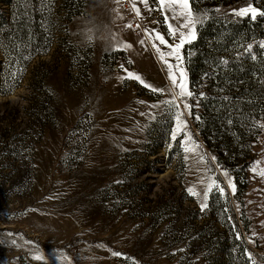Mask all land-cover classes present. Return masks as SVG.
Instances as JSON below:
<instances>
[{"label":"rangeland","instance_id":"374dc122","mask_svg":"<svg viewBox=\"0 0 264 264\" xmlns=\"http://www.w3.org/2000/svg\"><path fill=\"white\" fill-rule=\"evenodd\" d=\"M195 2L189 77L168 0H0V264H264V0Z\"/></svg>","mask_w":264,"mask_h":264},{"label":"snow or ice","instance_id":"6c2138e0","mask_svg":"<svg viewBox=\"0 0 264 264\" xmlns=\"http://www.w3.org/2000/svg\"><path fill=\"white\" fill-rule=\"evenodd\" d=\"M142 3L144 4H147V0H141ZM157 2L160 4V5H164L166 0H157ZM169 2V7L172 8L173 5H176V6H181V9L180 11L177 12L176 8H172V19H179L181 22L179 24V29H185V28H188L189 29V33H185L183 31H179V43L177 45H168L167 44V41L164 39V37L160 34H156V39L159 40L160 44H164L168 47H170L172 49V51H170L168 53L169 56H172L173 53H176V59L179 60L180 59V56H179V49L181 47H183L184 43H185V40L187 37L191 36L192 38H194V35L192 34L191 32V28L190 26H194V18H193V15L191 13L190 10L188 11H184V9H188V6H189V0H168ZM134 9H135V4L133 5ZM136 12H137V15H139V10L138 9H135ZM251 13L252 15V18L254 19L255 16H256V9L254 8H243V9H240V10H234V14L235 15H238V16H244L246 14H249ZM166 15V20L168 19L167 17V14L165 13ZM261 15H264V13H261ZM129 28L132 27V25H128ZM138 27V25H137ZM168 27H169V36H176L177 35V31L178 29H174L172 24L169 23L168 24ZM147 31V30H146ZM154 31V30H153ZM149 36L152 35V33H148ZM144 41H141V44H143ZM153 46L157 48V51L159 52L160 49L156 46L155 43H153ZM261 47L264 48V44H261ZM251 48V46H249V49ZM162 60L164 59V54L161 53V57H160ZM254 58V57H253ZM168 67L171 69L172 65H168ZM177 68H179V65H177ZM129 76H132L131 73L128 74ZM181 75V79L180 80H177L176 76L174 74H172L170 72V80H171V83L173 85V88L176 89L177 91H174L173 93V96H174V99L172 101H165L166 104H174L175 103V99L176 98H183L185 96L187 97H191L192 96V92L191 91H188L185 87V84H184V81H183V72L181 71L180 73ZM136 79H139V77H135ZM153 91H163V90H157V89H153ZM178 107V105H177ZM184 107L186 109L189 110V114H190V108L191 106L188 105L187 103H185ZM177 121L179 122L180 120V114H177ZM175 138V136L173 137ZM262 176H264V172H261L260 173ZM189 191L191 192V189H189ZM220 191H223V189H220ZM201 207H206V205H201ZM114 255H117L116 253H113Z\"/></svg>","mask_w":264,"mask_h":264},{"label":"trees","instance_id":"16d2710c","mask_svg":"<svg viewBox=\"0 0 264 264\" xmlns=\"http://www.w3.org/2000/svg\"><path fill=\"white\" fill-rule=\"evenodd\" d=\"M195 1L196 0H190V7H191L192 11H197V6H196V2ZM217 4L218 3L215 2L212 5H217ZM223 4H228V2H225ZM210 5L209 4H205L204 6H210ZM220 25H222V24H220ZM217 31H218V28H214L212 23H207L203 28L197 30V39H196V41L194 43L188 44V45H184L182 54H183V57H184L185 66H186V68H187V70L189 72V77L192 75V68H194L195 66H191V63H190V61L188 59V49L189 48H193V47H199L200 44L202 43L203 37L205 35H209L212 32L213 33H217ZM242 37H244L246 41L250 40V37L248 35L244 34V33L242 34ZM203 50H204V47L203 48L201 47L199 49V54L204 53V52H202Z\"/></svg>","mask_w":264,"mask_h":264}]
</instances>
